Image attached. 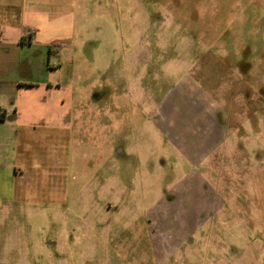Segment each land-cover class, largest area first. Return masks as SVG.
<instances>
[{"label": "rangeland", "instance_id": "rangeland-1", "mask_svg": "<svg viewBox=\"0 0 264 264\" xmlns=\"http://www.w3.org/2000/svg\"><path fill=\"white\" fill-rule=\"evenodd\" d=\"M53 5L70 96L12 76L0 264H264V0Z\"/></svg>", "mask_w": 264, "mask_h": 264}, {"label": "crops", "instance_id": "crops-1", "mask_svg": "<svg viewBox=\"0 0 264 264\" xmlns=\"http://www.w3.org/2000/svg\"><path fill=\"white\" fill-rule=\"evenodd\" d=\"M54 0H0V114L8 116L5 104L12 94V76H18L26 82L19 86V92L37 91L45 94L42 101H57L63 96H70L68 84L53 87L51 82H37V53L47 50L49 55L58 53L56 42L70 38V20L68 15L58 16L53 5ZM35 32L32 38L25 39L26 31ZM35 53V55H34ZM54 71L55 68L50 67ZM65 86V87H64ZM24 87V88H21ZM28 88H31L28 89ZM27 90V91H25ZM19 94V93H18ZM42 99V98H40Z\"/></svg>", "mask_w": 264, "mask_h": 264}, {"label": "built area", "instance_id": "built-area-1", "mask_svg": "<svg viewBox=\"0 0 264 264\" xmlns=\"http://www.w3.org/2000/svg\"><path fill=\"white\" fill-rule=\"evenodd\" d=\"M34 34H35V32L33 30H27L26 35H25V39L32 38L34 36Z\"/></svg>", "mask_w": 264, "mask_h": 264}, {"label": "trees", "instance_id": "trees-1", "mask_svg": "<svg viewBox=\"0 0 264 264\" xmlns=\"http://www.w3.org/2000/svg\"><path fill=\"white\" fill-rule=\"evenodd\" d=\"M56 47H59L57 44L55 45ZM5 114H0V120H4Z\"/></svg>", "mask_w": 264, "mask_h": 264}, {"label": "flooded vegetation", "instance_id": "flooded-vegetation-1", "mask_svg": "<svg viewBox=\"0 0 264 264\" xmlns=\"http://www.w3.org/2000/svg\"><path fill=\"white\" fill-rule=\"evenodd\" d=\"M94 99H97V94L94 95Z\"/></svg>", "mask_w": 264, "mask_h": 264}]
</instances>
